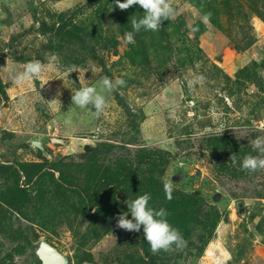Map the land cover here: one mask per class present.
Returning a JSON list of instances; mask_svg holds the SVG:
<instances>
[{
  "label": "rangeland",
  "instance_id": "obj_1",
  "mask_svg": "<svg viewBox=\"0 0 264 264\" xmlns=\"http://www.w3.org/2000/svg\"><path fill=\"white\" fill-rule=\"evenodd\" d=\"M172 3L174 20L128 43L138 5L0 0V264H41V241L68 264H264V170L240 167L264 136V0ZM32 60L42 75L15 84ZM104 77L126 85L102 115L72 104ZM216 137L230 152L209 148ZM52 180L75 189L55 194ZM145 193L182 250L153 254L142 227H116Z\"/></svg>",
  "mask_w": 264,
  "mask_h": 264
},
{
  "label": "clouds",
  "instance_id": "obj_2",
  "mask_svg": "<svg viewBox=\"0 0 264 264\" xmlns=\"http://www.w3.org/2000/svg\"><path fill=\"white\" fill-rule=\"evenodd\" d=\"M134 5L141 7L144 10V15L138 20H131L132 31L125 33L128 43L134 42V33H139L141 29L153 32L159 31L163 21L174 20L177 16V9L173 6L172 0H124V2L116 0V6L121 10H127ZM209 20L210 13L203 17L206 24ZM191 30L195 32L198 28L194 27ZM43 70L44 65L40 60L29 61L24 65L23 71L13 76L14 83L20 85L33 81L42 75ZM69 72L71 73L72 70L69 69ZM125 85L126 81L122 78L113 81L109 77H104L97 86H85L77 89L72 94V104L81 109H86L91 105L95 110V115L99 117L108 106L106 94ZM251 144L258 155H246L240 161V167L242 170L248 171L264 170V136L256 137L251 141ZM230 162L233 167L237 165L235 154L230 157ZM173 184L171 179L163 183L168 200L172 199ZM150 200V194L145 193L133 200L126 201L128 212L118 215L116 227L127 232H139L142 227L144 238L153 254L160 251L182 250L186 246V241L180 231L169 223L168 211L165 208L158 210L151 208L149 206ZM129 213L131 219L128 218ZM173 246H175V249Z\"/></svg>",
  "mask_w": 264,
  "mask_h": 264
},
{
  "label": "trees",
  "instance_id": "obj_3",
  "mask_svg": "<svg viewBox=\"0 0 264 264\" xmlns=\"http://www.w3.org/2000/svg\"><path fill=\"white\" fill-rule=\"evenodd\" d=\"M209 148L212 149L214 152H219V151L230 152V148L231 147L228 144H221L219 138L216 137V138L212 139L211 142L209 143ZM235 151L237 152L238 149L236 148ZM62 175L63 174H61V176ZM50 183L52 185L54 184V185L57 186L55 188V190H54L55 194L60 193L62 195H65L68 192H70V190L75 189V187H67V186H70V184L69 185H66V186L63 185L65 183L64 181H61V182L57 181V182H55V181L52 180ZM41 185H44V182L43 183L41 182ZM39 189H40V192H43L42 189H44V188L39 187ZM45 193H47V192H45ZM44 196H45V194H43V196L41 197L40 204H38V205L35 204V208H37V209L40 210V208L42 207L43 201H44ZM27 204H34V203L30 200V201L27 202ZM101 204L102 203H99L96 206H98V207L99 206H102L103 209H108V206H105L104 204L101 205ZM110 209L113 210L112 208H110ZM25 214L26 213H24V216H26ZM102 226L104 227V230H108L110 228V226H111V219L108 218V220L106 221V223H104Z\"/></svg>",
  "mask_w": 264,
  "mask_h": 264
},
{
  "label": "water",
  "instance_id": "obj_4",
  "mask_svg": "<svg viewBox=\"0 0 264 264\" xmlns=\"http://www.w3.org/2000/svg\"><path fill=\"white\" fill-rule=\"evenodd\" d=\"M41 147V144H38ZM41 264H68V259L50 243L41 241L37 249Z\"/></svg>",
  "mask_w": 264,
  "mask_h": 264
}]
</instances>
